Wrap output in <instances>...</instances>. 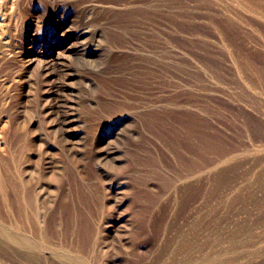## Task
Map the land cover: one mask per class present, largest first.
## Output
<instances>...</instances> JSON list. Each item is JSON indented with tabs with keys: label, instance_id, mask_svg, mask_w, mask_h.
Returning a JSON list of instances; mask_svg holds the SVG:
<instances>
[{
	"label": "rangeland",
	"instance_id": "1",
	"mask_svg": "<svg viewBox=\"0 0 264 264\" xmlns=\"http://www.w3.org/2000/svg\"><path fill=\"white\" fill-rule=\"evenodd\" d=\"M0 44V264H264V0H3Z\"/></svg>",
	"mask_w": 264,
	"mask_h": 264
},
{
	"label": "bare ground",
	"instance_id": "2",
	"mask_svg": "<svg viewBox=\"0 0 264 264\" xmlns=\"http://www.w3.org/2000/svg\"><path fill=\"white\" fill-rule=\"evenodd\" d=\"M2 5H3V0H0V7H2ZM77 14H79V12ZM77 14H74L69 19L68 18L64 19V21L71 20V23L74 22V26L66 25V23L65 24L61 23L57 27V37H60V38H62V37H64V38L73 37L74 40L76 41V46L71 47L68 43L66 44L65 39L62 38L61 41H57L55 49L52 52H50L48 54V56L45 57L44 60L42 61V70L41 71L44 74H46L45 76H52V77H55L57 80V81H54V84L52 86V92L55 95V99H53V103L57 108H61V109H59L57 112L55 111L53 114H54L55 121L58 123V125H60L61 130H64V125H67L70 122L69 120L65 119L64 112L61 111L62 108H64L66 106L64 101H63V98H62L64 86L67 85V83L65 82V78L70 76L69 73H66V69L68 66H67L65 60L69 57V54H71L70 52H72L76 55H80V53L84 52L83 51L84 48H82L85 44L84 41H86L88 37L92 38V35L93 36L95 35V32L92 31V20L87 18V19H84V21L80 22L79 15H77ZM2 32H3V30H2ZM6 43H8V42H6ZM0 49H1V47H0ZM48 91H50V90H48ZM58 125H56V126H58ZM11 240L15 244H18L19 246H22V247H25L28 249H37L38 248L34 243H32V242H30L24 238H21V239H19V241H17L16 238L13 237V238H11Z\"/></svg>",
	"mask_w": 264,
	"mask_h": 264
}]
</instances>
